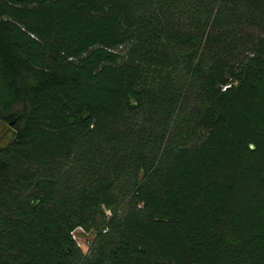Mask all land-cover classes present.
Listing matches in <instances>:
<instances>
[{
	"label": "trees",
	"instance_id": "16d2710c",
	"mask_svg": "<svg viewBox=\"0 0 264 264\" xmlns=\"http://www.w3.org/2000/svg\"><path fill=\"white\" fill-rule=\"evenodd\" d=\"M13 113L0 264H264V0H0Z\"/></svg>",
	"mask_w": 264,
	"mask_h": 264
},
{
	"label": "rangeland",
	"instance_id": "374dc122",
	"mask_svg": "<svg viewBox=\"0 0 264 264\" xmlns=\"http://www.w3.org/2000/svg\"><path fill=\"white\" fill-rule=\"evenodd\" d=\"M13 127L7 121L0 122V146L6 145L13 136ZM74 237L84 253L89 250V244L94 239V234L84 231L82 228H77L74 232Z\"/></svg>",
	"mask_w": 264,
	"mask_h": 264
},
{
	"label": "water",
	"instance_id": "95a60500",
	"mask_svg": "<svg viewBox=\"0 0 264 264\" xmlns=\"http://www.w3.org/2000/svg\"><path fill=\"white\" fill-rule=\"evenodd\" d=\"M20 117H21V115H18L16 113H13V114H9V115L4 116L3 119L5 121H7L8 124L11 127L16 128V126H17V124H18V122L20 120Z\"/></svg>",
	"mask_w": 264,
	"mask_h": 264
}]
</instances>
